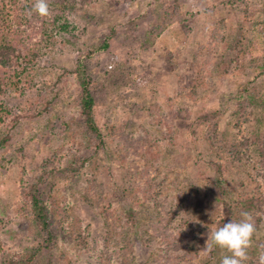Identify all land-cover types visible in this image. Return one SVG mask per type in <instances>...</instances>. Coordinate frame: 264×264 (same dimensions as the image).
<instances>
[{
	"label": "rangeland",
	"instance_id": "rangeland-1",
	"mask_svg": "<svg viewBox=\"0 0 264 264\" xmlns=\"http://www.w3.org/2000/svg\"><path fill=\"white\" fill-rule=\"evenodd\" d=\"M232 1L235 6L225 4ZM172 15L189 19V34ZM74 17L87 29L86 36L50 54L36 73V88L7 99L19 110L35 103L43 110L41 99L51 105L41 116L20 121L8 144L0 147V247L20 243L34 250L41 238L31 219H21L17 211L23 173L39 176L49 162L63 168L83 160L79 176L61 169L43 178L52 212L67 229L63 264H125L128 255L104 244V217L120 223L123 211L135 206L146 210L143 220L148 222L152 215L167 216L179 198L185 208H193L188 221L176 220L172 228L175 235L181 233L179 252H187L191 239L195 264H221L230 253L210 238L222 206L208 196L213 195L208 163H222L230 188L264 196L259 151L251 142L253 135H264V75H259L264 67V0H97L75 9ZM220 23L231 37L226 48V41L216 47L212 40ZM158 28L163 30L150 41L149 33ZM106 39L108 48L83 58L93 86L107 97L97 95V119L107 143L94 152L82 144L79 78L64 71L73 69L93 43ZM216 51L229 62L218 66ZM244 89L248 92L242 94ZM252 98L256 102L242 117L240 104ZM153 109L178 116L165 130H155L148 118ZM215 111L221 117L210 144L204 115ZM121 130L129 138L119 145ZM234 147L242 155L239 161L231 154ZM173 216L171 212L168 218ZM241 218L238 213L234 221ZM262 246L264 219L256 227L246 264H257ZM152 253L142 245L138 259L160 264L158 251Z\"/></svg>",
	"mask_w": 264,
	"mask_h": 264
},
{
	"label": "trees",
	"instance_id": "trees-1",
	"mask_svg": "<svg viewBox=\"0 0 264 264\" xmlns=\"http://www.w3.org/2000/svg\"><path fill=\"white\" fill-rule=\"evenodd\" d=\"M0 1V147H2L11 140V133L20 121L41 116L42 112L48 111L51 105L50 101L41 99L39 102L42 101L43 110L39 109L40 106L36 103L30 106H23L19 110L7 99L16 94L24 95L26 92L36 88L38 84L35 78L36 73L46 63L50 54L61 51L67 45H77L81 42L86 36L87 29L76 21L74 10L97 0H49L52 14L48 17H41L35 12L31 16L27 15V10L32 7L35 0ZM225 4L235 6L234 4L236 3L232 1ZM174 18L184 23L185 33L189 34L190 28L187 26L189 19L181 15ZM162 30L163 28H158V32L154 33L155 29H153L149 33V40L154 41ZM239 31L242 32L241 29ZM212 38L216 47L226 41V48V44L230 42L231 37H229L224 25L220 23L219 29H215ZM108 47L109 41L107 39L93 43L87 52H82L76 60V66L73 69L65 68L64 71V73L77 75L79 78L80 92L77 99V117L80 119L84 130L82 144L94 152H98L107 143L106 136L97 119L99 107L97 95L102 93L101 96L104 100L107 97H105L104 91L98 90L93 86L92 79L86 71L83 58L92 57ZM218 51H216L217 54L219 53ZM228 59L225 58L224 54H218L217 65L220 66V64L223 65L229 62ZM259 75L260 77L264 75V67ZM93 89L96 93H94ZM245 91L248 92V89H244L241 93L243 94ZM255 102L256 99L252 98L248 103L240 104L242 117L246 116L247 106ZM164 114L160 113L159 110L153 109L148 116L149 127L155 130H165L169 122H174L176 116H178L177 113L167 117ZM219 117H221V111L204 115V119L210 126L205 138L210 144L214 143L212 142L214 137L216 139L217 120ZM121 131L123 135L122 138L118 139L119 145L126 142L129 138L127 131ZM135 137L137 138V136ZM251 142L257 145L262 166L261 171H259L260 167L258 168V172L262 175L261 177L264 181V135H253ZM116 151L118 150L116 149ZM231 154L233 159L237 161L242 156L237 147L232 149ZM88 160L90 158L86 161ZM49 164L50 167L45 166L44 173L39 176L30 175L27 172L23 173L22 199L17 210L21 219H31L41 238L38 239L34 250L25 248L20 243L9 245L4 242L7 246L0 247V264L64 263V258L61 256L63 254L61 253V248L63 238L67 235V229L60 225L59 217L52 212L53 204L44 193L43 178L46 176L45 174L61 169L79 176L85 163L82 160L77 166L71 163L63 168L53 167L50 162ZM208 165L212 172L210 186L213 191V195L208 194V196L214 200L213 203L217 201L222 206L220 216L215 219V229L213 230L221 227L224 223L231 220L234 221V217L238 213L245 211L252 214L255 225L258 227L264 219V196H254V194L249 196L230 188L225 179V168L222 163L210 161ZM173 205L170 211L167 209V216L157 218L152 215V219L148 222L143 220L146 210L135 206L128 207L123 211V218L120 223H116L115 220L111 222L109 218L104 217L107 223L105 225L106 236L104 237V244L109 242L108 246L114 245V248L110 249H115L117 252L123 251L128 255L125 258V264L155 263L154 261H140L138 259L137 252L141 250L142 245L151 254L154 251H158L161 257L159 260L160 264H195L194 258L191 256L193 250L197 249L189 242L191 239L186 241L187 252L181 254L179 252L181 233L175 235L172 230V228L177 227L176 220H179V223L185 219L186 221L189 220V215L193 208H185L183 198H179L177 203ZM171 212H174L173 219L171 217L168 218ZM256 212H262V214H256ZM67 223L71 225L70 229H72L73 220L69 218ZM125 233L127 234L124 236ZM210 233V228H207L206 235L208 236ZM115 262L114 260V262L109 264H117ZM94 264L103 263L99 261Z\"/></svg>",
	"mask_w": 264,
	"mask_h": 264
},
{
	"label": "clouds",
	"instance_id": "clouds-1",
	"mask_svg": "<svg viewBox=\"0 0 264 264\" xmlns=\"http://www.w3.org/2000/svg\"><path fill=\"white\" fill-rule=\"evenodd\" d=\"M33 12L41 17L50 16L52 11L49 0H35L32 7L27 10V15L31 16ZM241 217L239 221L231 220L224 223L211 233L213 244L230 253L222 257L221 264H245L249 259L248 249L252 246L256 225L251 213L241 212ZM206 250L211 252L212 245L207 243ZM257 264H264V251L259 253Z\"/></svg>",
	"mask_w": 264,
	"mask_h": 264
}]
</instances>
